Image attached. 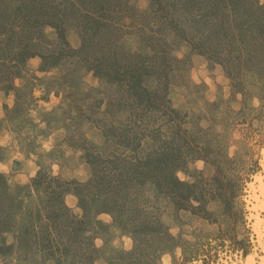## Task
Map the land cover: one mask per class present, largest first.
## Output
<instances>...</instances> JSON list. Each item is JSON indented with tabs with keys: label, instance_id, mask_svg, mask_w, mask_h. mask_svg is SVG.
Instances as JSON below:
<instances>
[{
	"label": "rangeland",
	"instance_id": "rangeland-1",
	"mask_svg": "<svg viewBox=\"0 0 264 264\" xmlns=\"http://www.w3.org/2000/svg\"><path fill=\"white\" fill-rule=\"evenodd\" d=\"M27 1L0 0V92L15 94L0 132L25 157L0 173V264H243L256 247L242 197L264 147V4ZM201 66L214 92L192 79ZM33 156L37 175L9 184ZM62 204L56 229L29 234L31 212Z\"/></svg>",
	"mask_w": 264,
	"mask_h": 264
},
{
	"label": "clouds",
	"instance_id": "clouds-1",
	"mask_svg": "<svg viewBox=\"0 0 264 264\" xmlns=\"http://www.w3.org/2000/svg\"><path fill=\"white\" fill-rule=\"evenodd\" d=\"M261 4H264V0H260ZM179 55V54H178ZM203 67L201 66V70L199 72H196L194 70L193 75H192V79L195 81V83L199 84L200 81V76L204 77V82L206 84H208L209 86V90L210 92H214L215 90V84L213 83V80L211 79V77H209L208 75H206V73L203 71ZM220 78L217 77V82H219ZM16 85L19 86V79L17 78V80L15 81ZM225 93L227 94V89H225ZM41 92L36 90L34 91V95L39 97L41 96ZM209 99L210 100H214L215 96L214 95H209ZM53 102H55L53 100ZM15 103V94L12 92H9L8 95L5 97L4 94L2 92H0V115H2V107L4 104H7L8 108L11 109L14 106ZM41 103L43 104L44 102L41 101ZM255 104H259L258 100H254ZM47 107L50 110L51 105H47ZM31 115L36 118V123L39 124L40 128H44L45 124L43 122H41L38 117H37V113L35 111H33L31 113ZM56 135V133H53L51 136H49L46 140L43 137H40L38 139V143L41 144L43 150L46 151H50L52 146H53V138ZM15 134L10 131V130H3L2 132H0V147H9V153H8V158L5 160H0V173L4 174L5 176H7L12 168L13 162L16 160H20V161H24L25 157L23 152L20 150L19 145L16 141V139L14 138ZM35 161V157L33 156L31 159H28L26 161L27 164V171H22L21 173H18L16 176L12 177L11 179L8 180V183L11 184L13 183V181L18 182V183H28L30 178H34L37 175V172L39 171V166L36 165L34 163ZM202 161L197 162V166L200 167L202 166ZM260 165H261V171L257 172L254 176H253V182L249 183L247 188H245V192L248 193V195L243 196L242 199L247 201V205H250V207H248V212L249 215L247 216V219L249 221H251L253 219L252 213L255 212L256 216H255V224L250 225L254 232L260 237V240L262 242H264V218H262L259 215V210H264V147L260 148ZM58 167L57 165H53V168ZM55 174V173H54ZM178 179H180L181 181L185 180V176L181 171H177L176 173ZM87 179V177H85V180ZM256 181H259V191L261 192V196H256V191H257V185H256ZM253 201H255V203H253ZM77 211L79 212L80 210L77 209ZM97 219L99 220H103L105 223H110L111 222V216L108 213H101L97 216ZM173 234H175V231H173ZM123 242H124V248L125 250H130L132 247V240L130 237L128 236H124L122 237ZM9 243H11V240L8 241ZM96 246L99 247L102 244V240L100 238H97V240L95 241ZM113 246L115 247H119L120 246V240H113ZM254 252L253 255H250L247 258V264H255V261L253 259L254 256ZM162 262L163 264H170V257L165 254L162 257ZM224 264H228L227 261L224 262ZM233 264H235V262H233ZM259 264H264V257L260 258V262Z\"/></svg>",
	"mask_w": 264,
	"mask_h": 264
},
{
	"label": "trees",
	"instance_id": "trees-1",
	"mask_svg": "<svg viewBox=\"0 0 264 264\" xmlns=\"http://www.w3.org/2000/svg\"><path fill=\"white\" fill-rule=\"evenodd\" d=\"M19 1H20V3H25L27 0H19ZM217 1H223V0H217ZM225 4H227L229 6V4L227 2ZM212 6H214V4ZM236 6L237 5H235V7ZM234 10H236V9H234ZM206 15L209 16L208 14H206ZM206 15L203 17L205 18V20H208L209 18ZM203 17H202V15L197 16V18H196L197 20L195 23L197 24L199 22V23L203 24V21H202ZM211 17H214V16H211ZM200 18H202V19H200ZM211 20H213V19H211ZM45 213H46V215H44L43 210H41V208L36 209L35 212H31L30 217L28 219V222L30 224V228L28 229L29 234H31V232H33V231H35V233L38 232V225L40 227L43 226L42 225L43 220H46V222L44 223V226L42 227V229L46 228L49 232H51L52 231L51 230L52 225H54L53 229H56V227H55L56 220L61 219V221H63L62 219L65 217V214L71 215L69 209L63 204H62L60 209H54L53 207H50V209H48ZM69 222H70L69 224H73L71 219L69 220ZM66 226L64 227V229L66 228ZM26 229H27V227H26ZM82 231H84V230L81 229V232ZM48 241H50V240H48ZM59 242L60 241H56V243H58L59 246H64V244L65 245L67 244L65 242H60V243ZM50 243L52 244V242H50ZM67 246L70 247L69 245H67ZM65 249H66V251H69V250H67L66 246H65Z\"/></svg>",
	"mask_w": 264,
	"mask_h": 264
},
{
	"label": "bare ground",
	"instance_id": "bare-ground-1",
	"mask_svg": "<svg viewBox=\"0 0 264 264\" xmlns=\"http://www.w3.org/2000/svg\"><path fill=\"white\" fill-rule=\"evenodd\" d=\"M253 182V181H252ZM252 182H250V183H252ZM256 183V185H257V191H256V196H261V192L259 191V181H256L255 182ZM249 184V183H248ZM253 203H255V201H253ZM264 212V210H259V215L262 217V218H264V216L261 214V212ZM252 216H253V219H252V221H253V223H252V225L253 224H255V216H256V213L255 212H253L252 213ZM253 230V229H252ZM253 232H254V230H253ZM254 234L256 235V240L254 241V243H255V249H254V256H253V259H254V261H255V264H259V262H260V258L261 257H264V242H262L261 240H260V237L254 232ZM258 248H260L261 249V251H262V255L260 256L257 252H256V250H258ZM250 255H253V253L252 254H250ZM250 255H248L246 258H245V261H244V263L243 264H247V258L250 256ZM256 258H258L259 259V261H256L255 259ZM224 261V260H223ZM222 261V262H223ZM239 261V260H238ZM238 261L237 262H235V264H239L238 263Z\"/></svg>",
	"mask_w": 264,
	"mask_h": 264
}]
</instances>
